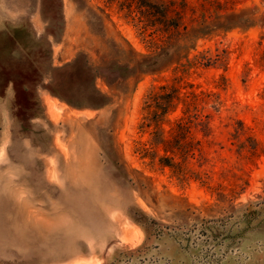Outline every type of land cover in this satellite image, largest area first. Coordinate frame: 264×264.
Returning a JSON list of instances; mask_svg holds the SVG:
<instances>
[{"label":"rangeland","instance_id":"374dc122","mask_svg":"<svg viewBox=\"0 0 264 264\" xmlns=\"http://www.w3.org/2000/svg\"><path fill=\"white\" fill-rule=\"evenodd\" d=\"M138 5L0 0V264H264V18L148 68Z\"/></svg>","mask_w":264,"mask_h":264},{"label":"trees","instance_id":"16d2710c","mask_svg":"<svg viewBox=\"0 0 264 264\" xmlns=\"http://www.w3.org/2000/svg\"><path fill=\"white\" fill-rule=\"evenodd\" d=\"M137 2L141 21L153 28V37L148 40L153 50L147 54H140L139 60L141 66L148 68L159 62V68L163 69L171 58L181 59L189 56L192 50L196 49L200 38L226 34L235 29L249 30L260 25L264 18V13L258 18L256 16L258 10L238 9L230 5L229 0H137ZM159 68H151L148 71H156ZM190 107L191 104L186 106L185 117L178 120H193L194 114L191 113ZM206 117L210 120L209 114ZM165 142L169 141L165 139ZM169 158L172 157L167 156L163 159Z\"/></svg>","mask_w":264,"mask_h":264}]
</instances>
